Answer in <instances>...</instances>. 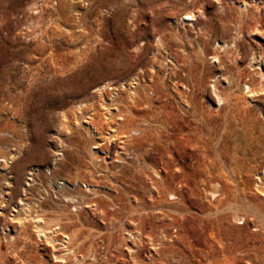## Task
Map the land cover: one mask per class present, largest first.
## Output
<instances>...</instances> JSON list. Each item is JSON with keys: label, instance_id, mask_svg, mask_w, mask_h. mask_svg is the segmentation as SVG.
Wrapping results in <instances>:
<instances>
[{"label": "rangeland", "instance_id": "1", "mask_svg": "<svg viewBox=\"0 0 264 264\" xmlns=\"http://www.w3.org/2000/svg\"><path fill=\"white\" fill-rule=\"evenodd\" d=\"M0 264H264V0H0Z\"/></svg>", "mask_w": 264, "mask_h": 264}]
</instances>
